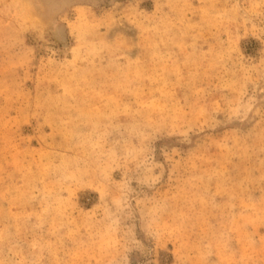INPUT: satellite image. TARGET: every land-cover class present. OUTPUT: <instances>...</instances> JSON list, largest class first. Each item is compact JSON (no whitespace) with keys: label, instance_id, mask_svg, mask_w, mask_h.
<instances>
[{"label":"rangeland","instance_id":"obj_1","mask_svg":"<svg viewBox=\"0 0 264 264\" xmlns=\"http://www.w3.org/2000/svg\"><path fill=\"white\" fill-rule=\"evenodd\" d=\"M0 264H264V0H0Z\"/></svg>","mask_w":264,"mask_h":264}]
</instances>
